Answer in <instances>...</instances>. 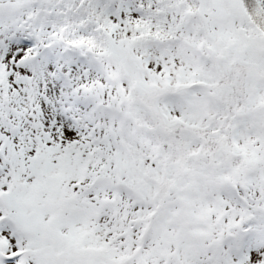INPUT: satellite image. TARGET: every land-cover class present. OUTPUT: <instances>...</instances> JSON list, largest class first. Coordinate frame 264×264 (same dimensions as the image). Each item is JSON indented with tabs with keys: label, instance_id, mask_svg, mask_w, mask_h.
Returning a JSON list of instances; mask_svg holds the SVG:
<instances>
[{
	"label": "snow or ice",
	"instance_id": "obj_1",
	"mask_svg": "<svg viewBox=\"0 0 264 264\" xmlns=\"http://www.w3.org/2000/svg\"><path fill=\"white\" fill-rule=\"evenodd\" d=\"M0 264H264V0H0Z\"/></svg>",
	"mask_w": 264,
	"mask_h": 264
}]
</instances>
